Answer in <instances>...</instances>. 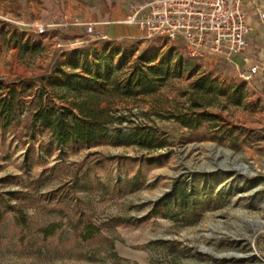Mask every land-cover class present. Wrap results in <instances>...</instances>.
Listing matches in <instances>:
<instances>
[{
	"label": "rangeland",
	"instance_id": "374dc122",
	"mask_svg": "<svg viewBox=\"0 0 264 264\" xmlns=\"http://www.w3.org/2000/svg\"><path fill=\"white\" fill-rule=\"evenodd\" d=\"M110 1L125 21L148 0ZM87 4L0 0V83L17 87L25 111L0 129V264H264V85L134 24L128 38H99L77 23L103 0ZM103 48L117 53L121 83L147 57L170 62L153 93L108 98L112 125L121 116L157 147L58 148L33 127L40 102L71 107L50 86L58 65L70 70L67 53L92 61Z\"/></svg>",
	"mask_w": 264,
	"mask_h": 264
},
{
	"label": "trees",
	"instance_id": "16d2710c",
	"mask_svg": "<svg viewBox=\"0 0 264 264\" xmlns=\"http://www.w3.org/2000/svg\"><path fill=\"white\" fill-rule=\"evenodd\" d=\"M83 50L67 53L65 65L57 66L50 86L59 100L71 103V107H58L52 102L45 105L40 102L32 112L33 127L45 130L54 146L62 147L71 142H81L93 146L101 141H108L114 145H139L143 147L158 146L147 141L148 134L140 127L126 125V119L117 117L113 121L110 117L108 99L113 95L137 97L153 93L170 74V62L161 60L157 65L151 63L155 57L144 59L146 70L135 68L127 76L124 83L117 79L118 68L112 63L117 54L114 50L103 48L92 52V61ZM182 67L190 65L189 61H180ZM207 79H202L197 90L210 92L212 87L207 85ZM73 100V101H70ZM107 104L101 107V103ZM196 105V104H195ZM77 110V113L74 111ZM23 101L15 85L0 83V129H8L11 124L19 120L24 114ZM189 126L190 123L181 120ZM0 212V222L2 220ZM50 234L51 229H47Z\"/></svg>",
	"mask_w": 264,
	"mask_h": 264
},
{
	"label": "built area",
	"instance_id": "2783aa9c",
	"mask_svg": "<svg viewBox=\"0 0 264 264\" xmlns=\"http://www.w3.org/2000/svg\"><path fill=\"white\" fill-rule=\"evenodd\" d=\"M243 0H148L136 5L125 22L147 29L150 35L179 41L187 57L194 60H227L242 55L247 47L250 26ZM92 31V27H87ZM43 26L37 33L43 34ZM258 67L242 73L253 81Z\"/></svg>",
	"mask_w": 264,
	"mask_h": 264
},
{
	"label": "crops",
	"instance_id": "0c3cea01",
	"mask_svg": "<svg viewBox=\"0 0 264 264\" xmlns=\"http://www.w3.org/2000/svg\"><path fill=\"white\" fill-rule=\"evenodd\" d=\"M86 1L88 6H84L85 11L92 6V0ZM242 8L250 26L247 47L242 55H233L229 62L241 76L243 72L256 65L258 72L251 82H255L257 86L264 85V0H243ZM94 14V18L84 17V20L77 23L80 29L91 25L94 35L108 40L128 38L130 37L128 33L133 32L124 25L126 11H123L118 1L112 7L110 0H103V6ZM87 27L86 32H88Z\"/></svg>",
	"mask_w": 264,
	"mask_h": 264
}]
</instances>
